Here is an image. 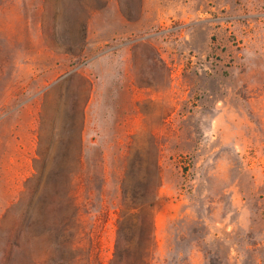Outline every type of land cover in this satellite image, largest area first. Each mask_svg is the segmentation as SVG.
<instances>
[{
	"label": "rangeland",
	"instance_id": "1",
	"mask_svg": "<svg viewBox=\"0 0 264 264\" xmlns=\"http://www.w3.org/2000/svg\"><path fill=\"white\" fill-rule=\"evenodd\" d=\"M0 264H264V0H0Z\"/></svg>",
	"mask_w": 264,
	"mask_h": 264
},
{
	"label": "trees",
	"instance_id": "2",
	"mask_svg": "<svg viewBox=\"0 0 264 264\" xmlns=\"http://www.w3.org/2000/svg\"><path fill=\"white\" fill-rule=\"evenodd\" d=\"M121 233H122V231L119 230V232H118V239H117L118 241H117V244L120 243V238H121L120 235H121Z\"/></svg>",
	"mask_w": 264,
	"mask_h": 264
}]
</instances>
